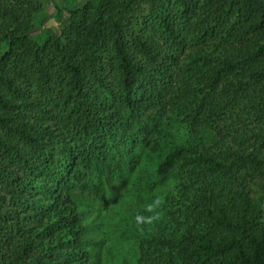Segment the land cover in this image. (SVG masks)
<instances>
[{
    "label": "trees",
    "instance_id": "trees-1",
    "mask_svg": "<svg viewBox=\"0 0 264 264\" xmlns=\"http://www.w3.org/2000/svg\"><path fill=\"white\" fill-rule=\"evenodd\" d=\"M0 11V264H98L109 169L178 177L128 224L139 264H264V0H85L41 41ZM170 111L220 142L162 150Z\"/></svg>",
    "mask_w": 264,
    "mask_h": 264
},
{
    "label": "rangeland",
    "instance_id": "rangeland-1",
    "mask_svg": "<svg viewBox=\"0 0 264 264\" xmlns=\"http://www.w3.org/2000/svg\"><path fill=\"white\" fill-rule=\"evenodd\" d=\"M0 3L8 6V8L14 7L17 9L18 11H15V13L19 16L28 17L30 8H33L30 11V18H32L30 25L32 27L29 29V38L41 41L47 33L59 34L64 25L72 18L73 14L70 13V10L82 6L85 0H1ZM143 9V12L146 11L147 6ZM10 13L0 11V23L5 28L10 25L9 22L12 19V17H9ZM5 48V39L0 36V52ZM163 128L164 132L159 140L162 146L161 149L164 151H167L170 145L175 144L194 147L211 146L220 142L219 129L201 127L190 130L184 128L182 122L175 119L171 111L166 115ZM234 143L233 139H227L228 145L233 147ZM155 163L154 161L152 164L155 165ZM130 170L126 163L123 175H127ZM109 175L112 178L111 184H106L107 177H104L105 181L101 180V194L104 198L108 196L106 199L108 202L107 207L102 208L104 211H100L95 203H92L91 207L87 208L91 211L90 216L96 218V215L99 214V218L94 225L97 223L103 232V237H98L102 241L96 245V253L100 259L99 263L139 264V246L148 247V241L146 238L144 242H141L142 237L133 244L131 239L135 240L138 232L134 234L128 224L135 223L137 217H140L144 211L151 213L153 211L151 204L154 207L158 206L161 210L162 198L168 192L174 190L173 185H175L178 177L171 174L166 181L160 182L161 184L155 186L153 191L150 192L151 186L147 184H144V186L132 185L131 182L123 180L125 177L114 176L110 169ZM139 190L143 191L140 192ZM162 215L164 216V222L172 223L176 215L175 208L170 207L167 214Z\"/></svg>",
    "mask_w": 264,
    "mask_h": 264
},
{
    "label": "clouds",
    "instance_id": "clouds-1",
    "mask_svg": "<svg viewBox=\"0 0 264 264\" xmlns=\"http://www.w3.org/2000/svg\"><path fill=\"white\" fill-rule=\"evenodd\" d=\"M35 186H34V184H33V188H34ZM137 220L138 221H140L141 220V218L140 217H137ZM101 233L103 234V232L101 231Z\"/></svg>",
    "mask_w": 264,
    "mask_h": 264
}]
</instances>
